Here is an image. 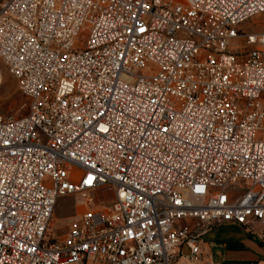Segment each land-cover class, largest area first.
Here are the masks:
<instances>
[{"label": "built area", "instance_id": "built-area-1", "mask_svg": "<svg viewBox=\"0 0 264 264\" xmlns=\"http://www.w3.org/2000/svg\"><path fill=\"white\" fill-rule=\"evenodd\" d=\"M264 0H0V264H219L264 244ZM242 30V31H241ZM101 187L110 204H89ZM84 202L61 235L62 196Z\"/></svg>", "mask_w": 264, "mask_h": 264}, {"label": "rangeland", "instance_id": "rangeland-1", "mask_svg": "<svg viewBox=\"0 0 264 264\" xmlns=\"http://www.w3.org/2000/svg\"><path fill=\"white\" fill-rule=\"evenodd\" d=\"M241 29L244 31H264V12L251 16L243 21ZM241 30V31H242ZM28 105V98L17 87L16 79L8 72H4V78L0 84V112L4 116H18L23 114ZM91 195L89 201L91 205L107 206L112 199L111 191L106 187H101L95 192L88 193ZM84 200L80 195H69L60 197L54 207L52 220V232L54 235L61 236L67 229L69 222L76 217L77 212L83 204ZM236 224L222 223L212 227L211 231H215L219 237H224L225 240L246 237L252 243L251 249L263 253L261 259L264 260V244L257 242L256 236H246L244 232Z\"/></svg>", "mask_w": 264, "mask_h": 264}, {"label": "crops", "instance_id": "crops-1", "mask_svg": "<svg viewBox=\"0 0 264 264\" xmlns=\"http://www.w3.org/2000/svg\"><path fill=\"white\" fill-rule=\"evenodd\" d=\"M225 223L236 224L241 228L239 230L244 232V235L251 236L242 225L233 222ZM256 239L259 242L257 237ZM206 244L210 255L219 264H264V260L261 259L263 253L252 250L251 247L253 245L246 237L225 240L223 236L219 237L215 231H210L206 238Z\"/></svg>", "mask_w": 264, "mask_h": 264}]
</instances>
